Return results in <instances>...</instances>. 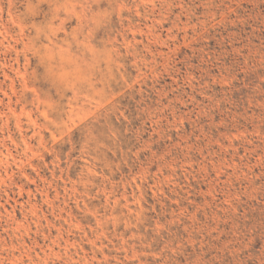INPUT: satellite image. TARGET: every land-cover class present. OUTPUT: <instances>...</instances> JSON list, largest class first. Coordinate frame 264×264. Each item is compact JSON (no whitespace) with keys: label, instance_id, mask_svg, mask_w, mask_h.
I'll return each mask as SVG.
<instances>
[{"label":"rangeland","instance_id":"rangeland-1","mask_svg":"<svg viewBox=\"0 0 264 264\" xmlns=\"http://www.w3.org/2000/svg\"><path fill=\"white\" fill-rule=\"evenodd\" d=\"M0 264H264V0H0Z\"/></svg>","mask_w":264,"mask_h":264},{"label":"bare ground","instance_id":"bare-ground-1","mask_svg":"<svg viewBox=\"0 0 264 264\" xmlns=\"http://www.w3.org/2000/svg\"><path fill=\"white\" fill-rule=\"evenodd\" d=\"M64 1V0H63ZM52 2V1H51ZM58 17V16H57ZM76 38V37H75ZM79 44V43H78ZM58 124V123H57ZM106 197V196H105Z\"/></svg>","mask_w":264,"mask_h":264}]
</instances>
